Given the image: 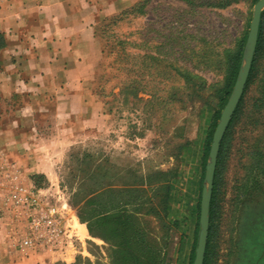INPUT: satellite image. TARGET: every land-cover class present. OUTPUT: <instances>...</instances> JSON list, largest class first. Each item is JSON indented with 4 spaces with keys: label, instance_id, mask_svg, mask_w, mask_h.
Returning <instances> with one entry per match:
<instances>
[{
    "label": "rangeland",
    "instance_id": "374dc122",
    "mask_svg": "<svg viewBox=\"0 0 264 264\" xmlns=\"http://www.w3.org/2000/svg\"><path fill=\"white\" fill-rule=\"evenodd\" d=\"M127 1L121 11L140 10L96 27L93 100L106 128L69 148L53 184L7 170L0 264L39 252H63L55 264H193L212 135L258 0ZM257 39L216 157L202 264H264V31ZM118 48L129 57L113 63ZM131 63L135 97L115 88Z\"/></svg>",
    "mask_w": 264,
    "mask_h": 264
},
{
    "label": "crops",
    "instance_id": "0c3cea01",
    "mask_svg": "<svg viewBox=\"0 0 264 264\" xmlns=\"http://www.w3.org/2000/svg\"><path fill=\"white\" fill-rule=\"evenodd\" d=\"M127 0H0V189L7 170L41 175L81 136L104 130L93 100L101 56L96 27ZM53 184V183H52ZM39 252L28 264H55Z\"/></svg>",
    "mask_w": 264,
    "mask_h": 264
},
{
    "label": "water",
    "instance_id": "95a60500",
    "mask_svg": "<svg viewBox=\"0 0 264 264\" xmlns=\"http://www.w3.org/2000/svg\"><path fill=\"white\" fill-rule=\"evenodd\" d=\"M264 8V0H258L253 8L252 19L249 25V31L247 35V55L244 62V68L241 72L240 79L236 82L235 92L229 101L228 105L224 109V112L220 116L218 123L212 135V141L209 148V162L205 169L204 179L206 187L203 188L200 201V215H199V225L200 230L198 233L197 245L195 248V255L193 264H202L204 258V250L207 240L208 232V205L210 200L213 173L216 164V157L219 150L220 142L224 135L227 124L232 116L234 108L242 94L248 72L250 70V65L252 57L254 54L255 43L258 35L259 22L261 11Z\"/></svg>",
    "mask_w": 264,
    "mask_h": 264
},
{
    "label": "trees",
    "instance_id": "16d2710c",
    "mask_svg": "<svg viewBox=\"0 0 264 264\" xmlns=\"http://www.w3.org/2000/svg\"><path fill=\"white\" fill-rule=\"evenodd\" d=\"M138 6L139 5L137 4V5L131 7L129 9H127V10L121 11L119 14H117L115 16H112L110 18H106L105 21L107 20L106 22H108V23H110V22L116 23L122 17H125L128 14L135 13V11H139L140 7H138ZM263 31H264V13L261 15L260 22H259L258 39H257V43H259V45H260V42H261V39H262ZM240 47H241V45H240ZM240 47L238 49V52H237L236 56L234 57V68H233V71L231 72V74L229 76V79L227 81V85L224 88L222 101H224L225 98L228 96V94L230 92L231 85L233 84L234 77L236 75L237 64H238V61L240 59V50H241ZM119 51H120V49L118 48L117 52L115 54V57L113 58V63H121V62H123L125 60V58H124L125 56L129 57V55H125L123 53V51H120L121 53H118ZM101 54H103V50L102 49H101ZM253 64H254V62H253ZM124 68H125L124 66L118 65V67L116 69V70H118V69L126 70V72H127L126 76L127 77L122 82L117 84L115 86V88L118 89V94L131 95V96L135 97L140 92V90H139L140 83H139V80H137V78H136L135 69L133 68V64L132 63H131V65L128 68H125V69ZM141 93L142 94H146L144 92H141ZM216 119H217V117L215 118V120ZM215 123H216V121L213 123V127L215 126L214 125ZM210 135H211V132H210ZM215 188H216V173H215L214 180H213L211 206H212V201H213ZM210 212H211V209H210Z\"/></svg>",
    "mask_w": 264,
    "mask_h": 264
},
{
    "label": "bare ground",
    "instance_id": "6f19581e",
    "mask_svg": "<svg viewBox=\"0 0 264 264\" xmlns=\"http://www.w3.org/2000/svg\"><path fill=\"white\" fill-rule=\"evenodd\" d=\"M82 226V225H81Z\"/></svg>",
    "mask_w": 264,
    "mask_h": 264
}]
</instances>
